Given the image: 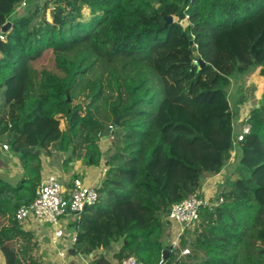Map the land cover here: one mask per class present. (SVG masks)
I'll return each instance as SVG.
<instances>
[{
	"label": "trees",
	"instance_id": "16d2710c",
	"mask_svg": "<svg viewBox=\"0 0 264 264\" xmlns=\"http://www.w3.org/2000/svg\"><path fill=\"white\" fill-rule=\"evenodd\" d=\"M161 13L173 23L164 27ZM7 21L0 137L20 154L23 174L15 185L0 179V264H43L36 235L14 216L35 196L41 158L20 150L68 152L98 166L109 125L98 197L70 224V254L111 264L98 251L119 244L118 262L132 255L158 264L168 209L202 193L205 178L219 174L234 151L232 174L212 199L222 201L202 207L192 232L185 229L193 238L180 246L189 254L171 251L164 264H264V81L248 111L249 133L232 145L233 119L248 100L243 77L264 78V0H0V28ZM200 36L205 43L197 44ZM45 53L53 67L36 66Z\"/></svg>",
	"mask_w": 264,
	"mask_h": 264
},
{
	"label": "built area",
	"instance_id": "2783aa9c",
	"mask_svg": "<svg viewBox=\"0 0 264 264\" xmlns=\"http://www.w3.org/2000/svg\"><path fill=\"white\" fill-rule=\"evenodd\" d=\"M27 5L26 1H22L15 8V13L19 14ZM187 18V16H186ZM0 38L3 36L0 34ZM195 64L196 60L193 61ZM249 115L244 114L241 128L238 132L233 133L232 145L241 141L244 135L249 133L250 124L248 123ZM110 131L113 125H109ZM3 149H8L7 144L2 145ZM234 151H232L233 153ZM105 165L102 166V172H105ZM97 186L86 185L80 178H75L72 186L66 189L59 181L56 175H47L39 184L35 191L33 200L28 205H21L15 212V219L22 223L26 220H35L53 227L52 243H57L63 236V231L59 225V219L70 213L75 217L89 205L95 203L98 197L96 190ZM212 195L203 193L189 194L182 201L173 204L169 208L167 218L177 224V230L174 233V238L167 244V248L171 251L179 250L180 255L189 254V248L180 246V237L183 235L186 228L194 227L200 221V210L202 207L212 208L217 206L222 199L212 200ZM75 237L72 238V241ZM169 252V253H170ZM64 256V252H60ZM166 259L160 255L158 264H164ZM67 264V263H62ZM118 264H141L134 256L129 255L122 258Z\"/></svg>",
	"mask_w": 264,
	"mask_h": 264
},
{
	"label": "crops",
	"instance_id": "0c3cea01",
	"mask_svg": "<svg viewBox=\"0 0 264 264\" xmlns=\"http://www.w3.org/2000/svg\"><path fill=\"white\" fill-rule=\"evenodd\" d=\"M260 78L264 81V78ZM250 103L251 100L248 99L242 105L238 106L237 112L232 123L233 133H236L240 130L244 114L248 113L249 109L252 107ZM5 143L6 142H3L2 145ZM2 145L0 147V153L2 150L12 155V149L10 148L9 144H7L8 149H3ZM99 146L102 155L101 162L98 166H85L79 160H72L68 152L54 153L48 156L44 152H41V150L39 149V154L41 158V181L47 175L53 174L57 176L59 181L66 189L71 188L72 182L75 178H80L86 185L98 186L101 183L104 174V172H102V166L105 165V155L110 147L109 137L102 136L99 139ZM12 157L17 163H19V167H10V165H8V167H6L5 173L8 179L12 181L10 183L8 181L7 182L11 185H15L22 177L23 167L22 161L19 159V157L17 158L14 155H12ZM223 169L219 174L210 175L205 178V181L202 185L203 194L209 196L215 193L217 189V184H220L222 182L221 178L222 174L224 173ZM75 218L77 217L68 213L59 219L58 227L62 229L63 236L55 244L52 243V226L46 224L42 225L35 220H29V224H27V226H23L24 229L31 230L36 235L38 240V247L36 248L34 253L42 260L43 264H62L64 262L67 264H91L90 257L93 254L72 255L69 252V249L74 243V241H72V238L75 237V231L70 226V224L75 220ZM166 219L169 223V229L167 233V241L169 242L173 234L177 230V224L169 220L167 216ZM69 227H71L72 230H68ZM109 246L111 247L110 249L99 250L98 252L103 253V255L111 264H118L119 262L114 258V253L117 251L119 244ZM165 248H167V244ZM60 252H64L63 257L61 256Z\"/></svg>",
	"mask_w": 264,
	"mask_h": 264
},
{
	"label": "rangeland",
	"instance_id": "374dc122",
	"mask_svg": "<svg viewBox=\"0 0 264 264\" xmlns=\"http://www.w3.org/2000/svg\"><path fill=\"white\" fill-rule=\"evenodd\" d=\"M26 7V6H25ZM24 7V8H25ZM23 9V8H22ZM24 10V9H23ZM205 38L204 36H200L198 39H197V44L199 43H205ZM205 53H206V56L207 58H210V53L208 50H205ZM36 66H41V67H46V68H50V67H53L52 66V63L50 61V54L49 53H45L38 61H37V64ZM243 84L245 85V89L243 90V94L251 100V103L250 105L252 106L256 100H257V97L260 95L261 93V88H262V84H263V80L260 78V76H258V74L256 72L250 74L249 76L246 75L245 77H243ZM236 87L237 85L236 84H233L232 86L229 87L228 89V97H229V101L231 103L234 102L235 100V96H233V93L236 91ZM60 128H64V123L63 121L61 120L60 121V125H59ZM9 139L6 138L5 136L3 137H0V147L2 145L3 142H8ZM12 155H14L15 157H19L20 159V154L18 153H15L14 151H12ZM12 155L4 152L1 150V153H0V179L4 180V181H8L9 183L12 182L10 179H8V177L6 176V167H8V165H10V167H19V163H17L15 161V159L12 157ZM237 162V157H236V153L233 152L230 156V159L228 160V163L224 166L225 169H223V174H222V178L221 180H223V176H229L232 174V171L235 167V164ZM56 172V171H55ZM5 218H3L2 216H0V223L2 222H5ZM38 223L40 224H44L42 222H39ZM27 224H29V220H26L24 222H22V225L23 226H27ZM195 227V225H194ZM68 230H72L71 227L68 228ZM193 230V227H190L188 229V231L192 232ZM171 234V233H170ZM174 234L172 236V238H174ZM183 238L185 239L186 241H190L192 240L193 238V235L191 233H186L184 236L182 235L180 237V239ZM180 241V240H179Z\"/></svg>",
	"mask_w": 264,
	"mask_h": 264
},
{
	"label": "water",
	"instance_id": "95a60500",
	"mask_svg": "<svg viewBox=\"0 0 264 264\" xmlns=\"http://www.w3.org/2000/svg\"><path fill=\"white\" fill-rule=\"evenodd\" d=\"M187 0H185L186 2ZM49 14L52 15L53 14V9H50L49 10ZM162 17H163V20H164V27L170 25L171 23H173V16L171 15H165L164 13H161ZM180 24L185 27L187 24H188V20L187 18H184L181 20ZM11 27V22L10 21H7L5 22L1 28H0V34H3V33H6ZM189 39H190V43L192 42L191 39H192V36L189 35ZM192 50L194 51V57L197 58L198 57V53L196 52V46H193L192 47ZM203 64V63H202ZM67 100L69 101V98L67 97ZM113 124L115 126H119L120 125V121H119V116H116L113 120ZM110 133V127H105L104 129V132H103V136H108ZM233 146L231 145V148ZM24 152H33V153H36V154H39V149L34 147V146H29V147H25V148H22L20 150V153H24ZM168 212H169V209H168ZM111 247L108 245L105 247L106 250L110 249ZM170 250L168 248H164L162 250V256L164 258H168V254H169Z\"/></svg>",
	"mask_w": 264,
	"mask_h": 264
}]
</instances>
